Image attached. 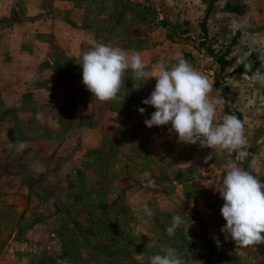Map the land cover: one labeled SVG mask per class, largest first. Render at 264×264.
Wrapping results in <instances>:
<instances>
[{
    "label": "rangeland",
    "instance_id": "obj_1",
    "mask_svg": "<svg viewBox=\"0 0 264 264\" xmlns=\"http://www.w3.org/2000/svg\"><path fill=\"white\" fill-rule=\"evenodd\" d=\"M90 21L92 37L82 28ZM28 27L32 33L45 27L51 35L33 34L26 48L23 36ZM93 34L98 42L130 55L140 53L153 75L161 59L169 65L187 60L215 82L210 98L223 99L214 122H222L224 114L237 115L245 125L249 160L256 155L264 162V84L249 80L257 69L264 73V0H0V198L18 189L15 200L23 210L22 221L17 218L19 228L15 225L11 234L0 229V264H149V257L163 254L166 245L186 264H264L259 244L238 246L221 232L226 223L220 215L224 201L215 190L229 161L262 181L264 168H250L249 161H239L233 151L183 143L171 124L147 128L144 120L155 111L151 106L143 105L146 111L141 115L140 107L130 105L122 111L120 102L113 103L114 122H127L120 124V136L124 133L127 140L94 152L90 169L83 173L55 178L42 172L51 168L53 146L46 154L8 147L14 134L25 143L30 138L24 131L26 122L40 115L29 105L42 94L38 84L31 83L41 79L35 68L42 65L29 62L35 73L24 76L18 66L24 61L15 60L19 53L35 55L39 42L50 45L55 39L62 45L57 57L49 53L51 60L42 61L46 70L49 61L53 69L67 67L65 47L72 45L79 54L82 39L95 44ZM127 74L124 84L147 98L155 78L144 82ZM25 84L32 86L28 92ZM8 87L16 88L9 92L20 99L7 98ZM6 101L18 105L7 106ZM103 109L100 105L98 115L94 108L92 112L99 118ZM9 150H14L12 155ZM211 151V159L205 161ZM8 174L15 180H5ZM24 188L29 190L26 207L21 201L26 195L19 193ZM145 203L153 215H145ZM176 214L184 223L169 236L166 230ZM35 222L43 223L46 236L25 231ZM134 246L141 249L139 254Z\"/></svg>",
    "mask_w": 264,
    "mask_h": 264
},
{
    "label": "clouds",
    "instance_id": "obj_2",
    "mask_svg": "<svg viewBox=\"0 0 264 264\" xmlns=\"http://www.w3.org/2000/svg\"><path fill=\"white\" fill-rule=\"evenodd\" d=\"M82 83L87 91L97 100L106 102L119 97L124 88L125 72L131 70L136 80L155 78L156 83L150 95L142 100V104L151 106L155 111L144 120L147 128L171 124V131L179 141L186 144H198L217 152L224 150L236 152L239 161H249V167L264 168V162L247 151L248 140L244 122L235 114H224L222 122L215 123L217 105L223 99L210 98L214 91V81L197 71L187 60L180 58L169 65L164 59L155 67L156 75L145 69L141 54L131 55L121 47L97 42L95 46L82 53ZM249 80L264 84V73L257 69ZM146 109L138 108L143 115ZM37 119L40 115L37 114ZM8 147H16V142H9ZM24 142H19L23 149ZM212 151L205 158L210 160ZM226 174L222 175L215 186L220 198L224 201L220 215L226 222L221 232L226 234L235 245L249 246L264 243V181L249 170L239 166L235 161L226 165ZM145 215L154 213L145 203ZM184 223L183 216H172L167 228L169 236ZM217 245L219 241L216 240ZM149 264H186L175 248L163 247V254L149 257Z\"/></svg>",
    "mask_w": 264,
    "mask_h": 264
},
{
    "label": "crops",
    "instance_id": "obj_3",
    "mask_svg": "<svg viewBox=\"0 0 264 264\" xmlns=\"http://www.w3.org/2000/svg\"><path fill=\"white\" fill-rule=\"evenodd\" d=\"M82 28H87V33L92 37V21L89 23L87 22ZM15 30L16 29L13 27H9L11 37L16 35ZM31 31L32 28L28 27V30L24 32L23 38L26 48L29 47L27 40L32 37L33 34L41 37L45 34L46 37L51 35L45 27L40 31L34 29V33ZM39 32L43 34H38ZM93 36L96 37V44L98 42V36L94 34ZM85 39H82L80 47H78V50H82L79 54H76L72 45H67L65 47V53H67V59H69L66 61V63H68H65L67 67L57 66V68L53 69L50 67V64L53 63L49 61L46 70L45 62L42 61L45 59L51 60L48 55L49 53L57 57V50H60L62 45H60L58 41H55V39H52V42L49 43L50 45L44 44L43 41L39 42L41 45V47H38L40 51H37L35 55L24 52L19 53L17 59H15L24 61V63L18 65L23 68L24 76L33 77L35 73L33 70L34 66L37 63L42 65L41 67H38V65L35 68L37 69L36 71L41 72V79L37 78L36 81H31L32 84H38L37 86L42 90V94L38 98L36 97L33 99L31 105H29L31 108H38L40 110V119H37V116H35V119L26 122L24 131L30 135V138L25 140L24 148L26 149L25 151L30 154H34L36 149L37 154H46V148L50 149V147L53 146L51 147L52 151L49 156L51 168L47 167L42 169V172H45L50 177L57 178L63 174L67 175L68 173H83L86 169H90L89 158L92 157L94 152H102L109 143L117 144V142L121 143L122 141L124 143L126 137L124 133H121L120 136L122 127L120 124L125 123L126 125L127 122L125 119H117L118 122H114V118L117 116V110L113 108L116 107L114 106L115 103L120 102L118 105L122 106V111H125L126 106L130 105L132 107H143V93H135V90L132 89L130 85L124 84V88L122 87L119 97L115 100L106 102L97 100L95 96H92L91 93L87 91L82 83V68L79 64L81 63L82 53L92 49L95 44H92V40H89V38ZM83 44L88 45L82 48ZM9 58H13V56L10 55ZM31 61H35L33 67L29 64ZM127 73L131 74L132 72L126 71L125 74ZM24 86L26 92H28V88L30 89L32 87L30 84H25ZM10 89L11 88L8 87L5 90L8 91L6 94L7 98L20 99V96L15 92H9L16 91V88ZM130 98H132V102H130ZM6 104L7 106L18 105H13L14 103L7 101ZM100 105L104 108V115L100 114L98 118L97 106ZM92 108L95 109L97 115H94ZM122 114L124 113L122 112ZM109 117L111 119H109ZM48 130H50L53 136L50 135ZM10 140L16 143L20 142L18 136L15 134ZM16 146H18V150H22L19 148V144H16ZM13 151L10 152L9 150V154L12 155ZM4 179L7 181L15 180L9 174L6 176L4 175ZM28 191L29 190L24 188L19 192L21 197L26 195V201L21 199L22 202H25L24 207H26V202L28 201ZM17 192L18 189H11L6 195L0 198V229H8L6 234H11L15 225L18 226V228L20 227L18 224L19 221H17L18 219L22 221L21 216L23 210L21 205L15 200V197L18 195ZM63 193H65V191ZM10 205H14V207L11 208ZM7 210L9 214H6ZM18 210L21 211V214H18ZM7 215L8 218L5 219ZM25 231L31 234L36 232L45 236L48 234L43 232L44 226L43 223L40 222H35ZM40 231H42V233H40ZM135 242L139 244L138 241ZM135 250L136 253L139 254L141 249L135 247Z\"/></svg>",
    "mask_w": 264,
    "mask_h": 264
},
{
    "label": "trees",
    "instance_id": "obj_4",
    "mask_svg": "<svg viewBox=\"0 0 264 264\" xmlns=\"http://www.w3.org/2000/svg\"><path fill=\"white\" fill-rule=\"evenodd\" d=\"M220 64H221L222 66H224V64H226V62H224V61H222V60L220 59ZM258 244H259L260 252H261L262 254H264V243H258Z\"/></svg>",
    "mask_w": 264,
    "mask_h": 264
}]
</instances>
